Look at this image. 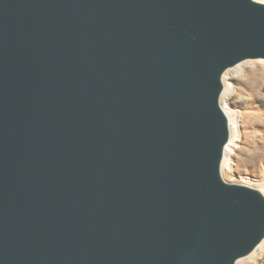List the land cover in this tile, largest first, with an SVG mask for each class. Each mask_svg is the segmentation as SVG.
<instances>
[{"label": "water", "instance_id": "1", "mask_svg": "<svg viewBox=\"0 0 264 264\" xmlns=\"http://www.w3.org/2000/svg\"><path fill=\"white\" fill-rule=\"evenodd\" d=\"M259 0H0V264H237L264 193L221 175L223 75Z\"/></svg>", "mask_w": 264, "mask_h": 264}, {"label": "rangeland", "instance_id": "2", "mask_svg": "<svg viewBox=\"0 0 264 264\" xmlns=\"http://www.w3.org/2000/svg\"><path fill=\"white\" fill-rule=\"evenodd\" d=\"M237 66L242 67L239 75L234 74ZM237 66L224 73L230 87L228 90L224 87L221 104L238 125L230 170L224 178L264 193V60H246ZM243 261L264 264V246L252 259L247 257Z\"/></svg>", "mask_w": 264, "mask_h": 264}, {"label": "bare ground", "instance_id": "3", "mask_svg": "<svg viewBox=\"0 0 264 264\" xmlns=\"http://www.w3.org/2000/svg\"><path fill=\"white\" fill-rule=\"evenodd\" d=\"M245 62V61H244ZM243 63V62H242ZM239 65V64H238ZM237 66V65H236ZM235 66V67H236ZM242 72V67L240 66H237L235 71H234V74L236 75H239L241 74ZM223 84H224V87L226 88V90L229 89V84L227 83L226 81V77H224L223 75ZM224 93V91H223ZM223 93H222V97L221 99L223 98ZM226 112V110H225ZM227 114V112H226ZM228 118H229V128H230V139H229V143L227 144L226 148H225V152H224V158H223V161H222V165H221V175L222 177L224 178V174L227 173V171L230 170V161H231V156H232V153H233V149H234V140L238 137V125H237V120L234 118L233 120H231L230 116L227 114ZM225 179V178H224ZM264 246V240L256 247V249L250 254L248 255L247 257L249 259H252L253 256L259 251L261 250V248ZM247 257H244L242 259H240L237 264H244V261L243 259L247 258ZM242 260V261H241Z\"/></svg>", "mask_w": 264, "mask_h": 264}]
</instances>
